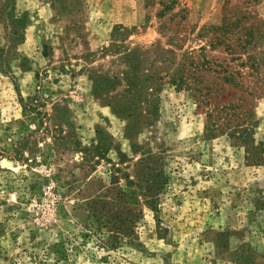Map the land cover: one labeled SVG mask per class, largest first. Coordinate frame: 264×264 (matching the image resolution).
<instances>
[{
	"label": "rangeland",
	"instance_id": "374dc122",
	"mask_svg": "<svg viewBox=\"0 0 264 264\" xmlns=\"http://www.w3.org/2000/svg\"><path fill=\"white\" fill-rule=\"evenodd\" d=\"M249 55L264 0H0V264H264Z\"/></svg>",
	"mask_w": 264,
	"mask_h": 264
},
{
	"label": "trees",
	"instance_id": "16d2710c",
	"mask_svg": "<svg viewBox=\"0 0 264 264\" xmlns=\"http://www.w3.org/2000/svg\"><path fill=\"white\" fill-rule=\"evenodd\" d=\"M165 9H169V6H165ZM249 40H245L244 44L249 43ZM123 59L125 60L126 64H131L132 63V57H131V53L130 51H126L125 55L123 56ZM249 61H251V67L255 68L258 67L261 63H264V56L263 58H259L255 55H249L248 56ZM116 79V78H115ZM126 80V85L127 88L124 90V96H126L125 98L129 99V104H131L133 101H137V97H143V95H147L149 97H155L153 92H151L153 90L152 85L155 84V80L153 78L152 75H150V73L145 72L144 69H134V73L131 74H127L125 77ZM154 99H152L153 101ZM114 109L116 111L117 114L121 115L122 118L127 122L126 124V134L128 137H131L133 139V137L138 133V124L136 123V121L138 120L139 116L137 113H135L134 109H132L131 105H126V106H121L119 103L114 104ZM214 130H210V134L211 136L215 135V133L213 132ZM137 166V165H136ZM129 182H132V180L130 179V177H128ZM137 182H139L141 184V186H143L142 184L144 183L145 185H147V195H150L151 199H155V197H153V193L154 191H152L151 187H150V181L148 179V174L146 175L145 173H143V171L138 172V178H137ZM154 203V202H152Z\"/></svg>",
	"mask_w": 264,
	"mask_h": 264
}]
</instances>
